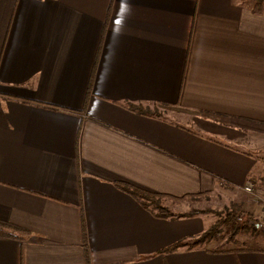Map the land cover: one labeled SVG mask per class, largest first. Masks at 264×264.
<instances>
[{
	"label": "crops",
	"instance_id": "0c3cea01",
	"mask_svg": "<svg viewBox=\"0 0 264 264\" xmlns=\"http://www.w3.org/2000/svg\"><path fill=\"white\" fill-rule=\"evenodd\" d=\"M252 2L0 0V220L29 230L0 237V264H264L223 239L159 253L210 213L156 217L114 184L190 203L182 212L247 197L246 182L264 192Z\"/></svg>",
	"mask_w": 264,
	"mask_h": 264
},
{
	"label": "trees",
	"instance_id": "16d2710c",
	"mask_svg": "<svg viewBox=\"0 0 264 264\" xmlns=\"http://www.w3.org/2000/svg\"><path fill=\"white\" fill-rule=\"evenodd\" d=\"M246 1V0H240ZM252 11L259 14L264 11V0H252ZM93 76V70L91 73L90 80ZM130 109L135 110L140 113L149 114L150 111L147 108H143L140 105L129 104ZM116 187L123 190L132 196L136 201H138L146 210H148L152 215L160 218H177V217H187L193 216L199 213L207 214L213 213L216 214V219L201 233L190 236L186 238H181L173 242L172 244L159 250V253H169L173 252L180 248L191 249L198 246L199 244L208 242L210 240H221L223 239L226 242H230L235 246L229 250L224 251H242V252H264V249L256 241V228L253 227L256 219L252 216L250 211H244L241 207L242 203L251 202V198L248 196H237L233 198L230 202L229 209L225 212L213 210V209H189L187 211H181L176 214L169 213L165 209L160 201L163 198L170 197L173 200H178L179 198L174 196H169L162 193H154L146 191L130 185L125 182L117 181L114 183ZM224 229H226L224 233ZM81 230L83 241H85V227L83 219L81 220ZM29 230L18 226L16 224L0 220V237H23V235H28ZM237 236H244L245 239L240 240ZM87 258V252H86Z\"/></svg>",
	"mask_w": 264,
	"mask_h": 264
},
{
	"label": "rangeland",
	"instance_id": "374dc122",
	"mask_svg": "<svg viewBox=\"0 0 264 264\" xmlns=\"http://www.w3.org/2000/svg\"><path fill=\"white\" fill-rule=\"evenodd\" d=\"M164 109L166 110L167 112H169V108L167 107H159V109ZM262 177V180L258 183H260V188L262 191H264V174L261 175ZM249 198H251V202L249 203H242L241 204V207L244 211H250L251 210V204L250 203H255V204H260L261 205V211L258 212V213H253L251 212L252 216L256 219L255 221V224H253V227L256 228L257 232H256V240H259L261 243H263L262 245H264V192L262 193H259L257 192L256 190V187L254 189V191L252 193H249L247 195ZM175 200H172L170 201L169 198H163L162 201H160V204L169 211V213H173V214H176L178 213L179 211L185 209L188 207V205L190 203H187V202H184L181 206L179 205V202L176 203L174 202ZM230 202H231V199L230 197H227V196H212V198H210V200H200L198 203L194 202L193 205H197L199 208H212L213 210H218V211H222V212H225L226 210L229 209V206H230ZM169 203V204H168ZM171 204V205H170ZM258 204V205H259ZM177 206V207H176ZM204 218V223H206V226L207 225H210L213 220L216 219V214H213V213H210V215H206V216H203ZM226 229H224V233H225ZM238 234H236L237 236ZM238 239L240 240H243L245 239L244 236H237ZM221 241V240H220ZM212 242L213 241H208V242H205V245H208V246H212ZM223 243L220 244V246H232L233 244L230 243V242H226V241H222Z\"/></svg>",
	"mask_w": 264,
	"mask_h": 264
},
{
	"label": "built area",
	"instance_id": "2783aa9c",
	"mask_svg": "<svg viewBox=\"0 0 264 264\" xmlns=\"http://www.w3.org/2000/svg\"><path fill=\"white\" fill-rule=\"evenodd\" d=\"M241 189L248 193H252L254 191L253 184L250 182L242 184Z\"/></svg>",
	"mask_w": 264,
	"mask_h": 264
}]
</instances>
